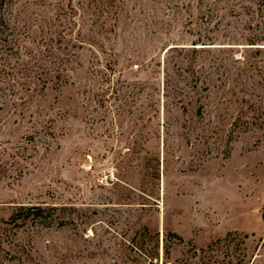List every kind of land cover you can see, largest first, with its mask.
<instances>
[{
    "label": "rangeland",
    "instance_id": "374dc122",
    "mask_svg": "<svg viewBox=\"0 0 264 264\" xmlns=\"http://www.w3.org/2000/svg\"><path fill=\"white\" fill-rule=\"evenodd\" d=\"M0 18V264H264V0Z\"/></svg>",
    "mask_w": 264,
    "mask_h": 264
},
{
    "label": "trees",
    "instance_id": "16d2710c",
    "mask_svg": "<svg viewBox=\"0 0 264 264\" xmlns=\"http://www.w3.org/2000/svg\"><path fill=\"white\" fill-rule=\"evenodd\" d=\"M5 0H0V6L4 4ZM0 22H3V20L0 18ZM54 211V207H40V206H33V207H24L21 206L12 214V216L9 218L8 224L17 225V223H22L26 219L36 220L40 222H44V224L48 225L47 220H50L52 218V213ZM229 236V235H228ZM219 241L214 242L210 247L207 248V250H212V248L219 244ZM203 252V251H202Z\"/></svg>",
    "mask_w": 264,
    "mask_h": 264
}]
</instances>
